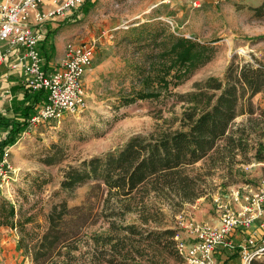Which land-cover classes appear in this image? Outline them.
I'll return each mask as SVG.
<instances>
[{"label":"rangeland","instance_id":"1","mask_svg":"<svg viewBox=\"0 0 264 264\" xmlns=\"http://www.w3.org/2000/svg\"><path fill=\"white\" fill-rule=\"evenodd\" d=\"M91 2L86 15L77 12L80 20L60 28L56 35L58 40L63 38L65 47L95 43L93 62L84 77L85 107L23 132L9 149L13 174L0 195V264H32L26 246L45 231L51 207L63 199L69 207L86 202L97 183L82 185L72 194L63 192V169L113 152L134 136L179 128L187 105L178 95L194 92L196 83L210 77L222 81L232 62L264 63V9L255 10L264 0H188L178 9L167 0ZM165 19L176 28L171 29ZM53 21H58L53 29L62 23L61 19ZM143 24L151 25L147 28L155 32L153 36L163 31L154 48L129 43L130 32ZM181 38L207 47L209 59L182 72L179 79L174 78L178 66H173L165 76L169 85L164 87L158 79L172 60L162 56L163 51ZM152 91L157 96L140 99ZM251 108V114L238 115L231 126L233 137L243 141L241 150L235 152L233 161L215 168L207 158L190 168L192 174L200 175L203 195L179 208L160 206L164 228L179 235L182 224L189 221L216 225L220 206L229 203L233 190L254 194L264 189V161L256 157L259 146L264 149V92L252 98ZM49 156L54 157L53 164L44 161ZM102 190L103 186L94 189L90 202L95 206L106 197ZM117 222L140 224L135 213ZM102 225L88 232L106 233L107 224ZM167 264L184 261L169 259Z\"/></svg>","mask_w":264,"mask_h":264},{"label":"trees","instance_id":"2","mask_svg":"<svg viewBox=\"0 0 264 264\" xmlns=\"http://www.w3.org/2000/svg\"><path fill=\"white\" fill-rule=\"evenodd\" d=\"M93 7L86 0L78 11L66 16L53 31H44L39 46L45 72L51 69L55 55L53 37L64 26L78 22L77 12L86 15ZM264 9V4L255 9ZM143 24L130 32L129 43L147 44L154 48L162 30H148ZM208 48L188 39H177L163 51L172 61L158 83L167 87L165 76L178 66L174 78L179 79L190 67L209 59ZM21 99H13L11 121L0 117L4 126L0 142V157L20 139L28 120L46 103L44 91H31L23 82L13 88ZM264 92V63L254 60L242 65L233 62L224 79L210 77L195 84V91L178 98L187 108L182 112L180 126L175 130L159 131L147 136L130 138L122 147L101 156L83 160L77 166L63 169L61 190L73 193L78 187L96 182L86 202L69 207L63 199L54 204L47 215V227L35 242L26 246L32 264H167L175 259L183 262L176 249V231L164 228L163 204L181 207L203 195L195 164L205 160L212 168L233 161L242 147V139L233 137L231 126L238 115L251 114V100ZM157 92L140 95V99L155 97ZM244 107L247 109L244 111ZM223 141L222 144L220 142ZM264 149L256 157L264 161ZM53 156L44 159L53 164ZM106 191L98 206L91 203L94 189ZM152 199L154 201H152ZM13 213V212H12ZM135 213L139 225H120L117 219ZM107 224L106 233H89L96 225ZM103 226V225H102ZM231 239H234L232 236ZM226 259L221 261V254ZM215 264H226L235 255L227 250L216 252Z\"/></svg>","mask_w":264,"mask_h":264},{"label":"built area","instance_id":"3","mask_svg":"<svg viewBox=\"0 0 264 264\" xmlns=\"http://www.w3.org/2000/svg\"><path fill=\"white\" fill-rule=\"evenodd\" d=\"M85 1L0 0V65L20 51L11 68L22 73L28 89L44 91L47 97L46 103L28 120L24 132L85 107L84 77L93 62L95 43L68 44L63 60L52 72L43 70L39 50L44 39L42 26L74 13ZM165 22L171 29L177 26L170 19ZM4 94L9 95L8 88ZM2 138L0 133V142ZM9 149L0 157V195L13 174ZM255 221L264 229V189L254 194L233 190L229 203L220 206L216 225L195 221L182 224V234L175 237L176 249L184 264H215L219 250L235 254L238 264H264V230L261 234L252 232ZM238 232L242 239L235 243L231 237Z\"/></svg>","mask_w":264,"mask_h":264},{"label":"crops","instance_id":"4","mask_svg":"<svg viewBox=\"0 0 264 264\" xmlns=\"http://www.w3.org/2000/svg\"><path fill=\"white\" fill-rule=\"evenodd\" d=\"M167 1L170 2L171 8L175 7V9H178V8L184 6L185 2H187L188 0H167ZM162 2L163 1H161V3ZM70 15H68V16H70ZM63 19H61V20H63ZM57 22L58 21L47 22L42 26V29H47L48 31H53V30H55V29H53V26L58 25V24H56ZM57 33H56V35H57ZM56 35L53 37V42H54V47H55V55H54V58H53L52 63H51V69L47 72H52L55 69H57V67L59 66L60 62L63 60V57H64L65 46H64L63 38L61 37L58 40ZM19 55H21L20 51L15 53V54L10 55L8 62H5V63L0 65V117L7 119L8 121H11V119H12L14 97H17L18 99H21V97H22V95L20 93L15 94L13 92V88L19 82L24 83L23 75H22V73H20V71L14 70L11 68L12 65L14 63H16ZM7 88L9 90V95L4 94V91ZM3 131H4V126H0V133H2ZM2 135H3V133H2ZM202 222H207V221H202ZM251 230H252V232H254L256 234H261L262 230H264V229L260 228L259 221H255ZM241 239H242V237L239 236L238 233L235 234V236H234L235 243L239 242ZM230 253H232V252H230ZM233 255H235V254H233ZM220 258H221V261L226 259L224 252H222ZM216 262H217V256L215 255V263ZM238 262H239V260L235 255L233 260L227 261L226 264H238Z\"/></svg>","mask_w":264,"mask_h":264}]
</instances>
